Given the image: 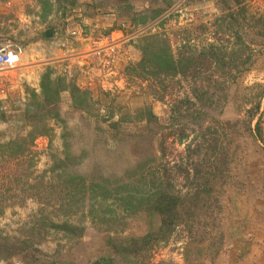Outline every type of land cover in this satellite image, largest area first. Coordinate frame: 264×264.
I'll return each mask as SVG.
<instances>
[{"label": "rangeland", "instance_id": "374dc122", "mask_svg": "<svg viewBox=\"0 0 264 264\" xmlns=\"http://www.w3.org/2000/svg\"><path fill=\"white\" fill-rule=\"evenodd\" d=\"M243 5L257 19L264 15V0ZM236 9L233 0H0V48L24 54L15 68L0 72V235L23 250L0 264H264L258 24L247 31L246 70L201 69L217 77L203 107L176 110L170 97L159 99L167 86L196 103L190 78L155 87L142 78L152 75L150 66H138L147 38L156 34L177 58L185 46L190 57L209 43L229 41L238 51L237 29L219 27ZM111 35L120 55L108 70L97 56H86ZM149 114L158 120L148 122ZM199 165L206 180L194 175ZM169 183L177 198L196 203L193 221L153 248L115 253V243L161 226L157 212L128 209L131 197L138 199L135 207ZM63 224L78 227V234L57 228Z\"/></svg>", "mask_w": 264, "mask_h": 264}, {"label": "trees", "instance_id": "16d2710c", "mask_svg": "<svg viewBox=\"0 0 264 264\" xmlns=\"http://www.w3.org/2000/svg\"><path fill=\"white\" fill-rule=\"evenodd\" d=\"M235 4L238 5V9L235 11L229 10L227 13L222 17V24H220V29H226L229 31L234 32L237 36L238 51H234L233 47L230 48L227 41V45L218 43H209L208 49L203 50L204 52H198L197 56H190L187 57L185 52H192L190 51L191 48L184 47V51L181 52V54L177 57L170 54L168 52V47L171 46V44L159 37V35H152L150 38H147L149 40L148 44L145 45L142 48L143 57L140 63L138 64L139 68L142 70H147L148 67L152 69L151 74L148 79L146 77H142L145 80H153L155 85L160 87L161 82L160 81H169V80H178L180 83L181 76L185 79H191L193 80V89H192V97L194 100H196V103L192 104V100L188 97L182 98L177 97L175 92H171L169 90V87L165 86L164 90L161 91L163 94H158L159 99H163L166 95L167 97H170L171 101H174L176 110H180L182 106H186L185 108H188V104L194 106H200L203 107L205 104H203L205 96H207V90L206 88L210 87L214 79L217 80V77L211 76L206 77L203 74L202 68L205 67H215L224 70V72L227 70H232L234 66H237L238 68L242 66L243 70H246L248 68L249 61L251 60V43L247 39V31L251 28L250 24L255 21L257 27V37H264V15L261 16V19H257L256 16H252L247 9L244 7L245 0H233ZM151 14L159 13V11H151ZM155 19V18H154ZM153 19V20H154ZM147 18H143V21H147ZM250 21V22H249ZM256 25L254 27H256ZM247 29V30H246ZM225 34V32H224ZM224 34H220V40H223L222 36ZM152 39V40H151ZM231 46V45H230ZM172 47V46H171ZM188 49V51H187ZM230 50V51H229ZM181 51V50H180ZM184 52V54H183ZM234 56L236 58H234ZM242 61V64H241ZM192 71V75L187 77L186 70ZM171 73V74H170ZM225 74V73H224ZM180 77V79H179ZM221 78H225L222 76ZM208 83L206 86L205 84ZM224 89V88H223ZM214 94H211L212 99H214ZM186 96V95H185ZM208 100V97L207 99ZM187 104V105H186ZM207 104V103H206ZM178 105V106H177ZM174 106V105H173ZM174 110V112L176 111ZM183 110V109H182ZM196 116L200 117V112H196ZM157 116L154 114H149L148 122H154L157 121ZM258 132L260 133V126L257 125ZM36 127L34 126L33 129L36 130ZM46 128V127H45ZM170 134H168L169 136ZM186 138V135L182 133L181 140L183 138ZM210 149L216 153V145H211ZM17 158V157H15ZM18 159V158H17ZM151 164H142L143 167H147L150 169ZM189 166L184 169L183 173H186L187 179H189ZM202 169V165L195 166V176H197V179L206 180V177L202 175L199 170ZM145 171V170H144ZM158 170H153L151 173L153 177L157 175ZM137 174L141 173V167L136 171ZM214 172H210V175L213 176ZM157 177V176H156ZM175 189H173L171 183H169V186L165 189L163 192L154 193L152 195H149L146 199H144V202H140L133 206V200L138 199H132L128 202V209H145V210H153L157 212L161 217V226L156 232H152L147 234L146 236L142 238H134L126 242L121 243H115L113 245V249L115 253L122 254V255H131L136 254L141 250L148 249L149 247L153 248L155 244H158L160 241H166L168 240L176 231L178 226L180 224H184L189 221H193L192 217L195 213L196 209V203L190 202L186 203L188 200H180L177 198L174 194ZM150 194V193H149ZM58 226V225H56ZM63 226V227H62ZM57 228H62L66 230L67 232H70L72 234H78V227L72 226V225H61ZM84 230V229H81ZM76 232V233H75ZM23 252L22 247L18 246L15 242H13V239L8 237H3L0 235V260L3 261H9L13 258L19 257L20 254ZM24 257V256H23ZM25 258V257H24ZM94 264H99V262H95ZM101 264V263H100ZM104 264V263H102ZM109 264V263H106Z\"/></svg>", "mask_w": 264, "mask_h": 264}, {"label": "built area", "instance_id": "2783aa9c", "mask_svg": "<svg viewBox=\"0 0 264 264\" xmlns=\"http://www.w3.org/2000/svg\"><path fill=\"white\" fill-rule=\"evenodd\" d=\"M126 26V25H123ZM111 35L106 40L101 41L99 47L94 51L95 56L102 63L104 68L110 70L119 61L120 47L118 42ZM22 49L16 48H0V72L12 68L18 64Z\"/></svg>", "mask_w": 264, "mask_h": 264}, {"label": "crops", "instance_id": "0c3cea01", "mask_svg": "<svg viewBox=\"0 0 264 264\" xmlns=\"http://www.w3.org/2000/svg\"><path fill=\"white\" fill-rule=\"evenodd\" d=\"M123 43H124V42H123ZM123 43H122V45H123ZM124 45H125V44H124ZM21 55H23V56H24L23 52H22V54H21ZM21 55H20V59H21V57H23V56H21ZM94 56H95V55H93V56H92V55H90V54H89V55H87L86 57H92V59H93V60H95ZM121 59H122V60H124V56H123V58H122V55H121V58H120V60H121ZM90 60H91V59H90ZM19 61H20V60H19ZM28 61H29V63H30V61H31V60H30V58H29V60H28ZM18 63H19V62H18ZM29 66H31V63H30V65H29ZM15 67H16V66H14V67H12V68H15ZM10 69H11V68H10Z\"/></svg>", "mask_w": 264, "mask_h": 264}, {"label": "water", "instance_id": "95a60500", "mask_svg": "<svg viewBox=\"0 0 264 264\" xmlns=\"http://www.w3.org/2000/svg\"><path fill=\"white\" fill-rule=\"evenodd\" d=\"M50 34V33H49Z\"/></svg>", "mask_w": 264, "mask_h": 264}]
</instances>
